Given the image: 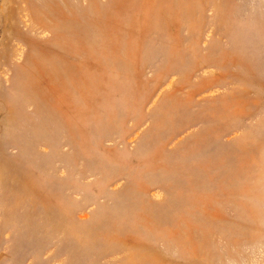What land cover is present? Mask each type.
Returning <instances> with one entry per match:
<instances>
[{"label": "rangeland", "instance_id": "374dc122", "mask_svg": "<svg viewBox=\"0 0 264 264\" xmlns=\"http://www.w3.org/2000/svg\"><path fill=\"white\" fill-rule=\"evenodd\" d=\"M0 264H264V0H0Z\"/></svg>", "mask_w": 264, "mask_h": 264}]
</instances>
